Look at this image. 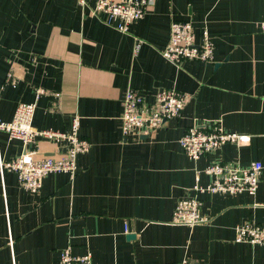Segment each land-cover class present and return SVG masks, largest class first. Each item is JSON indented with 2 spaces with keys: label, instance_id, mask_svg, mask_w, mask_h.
Returning a JSON list of instances; mask_svg holds the SVG:
<instances>
[{
  "label": "crops",
  "instance_id": "obj_1",
  "mask_svg": "<svg viewBox=\"0 0 264 264\" xmlns=\"http://www.w3.org/2000/svg\"><path fill=\"white\" fill-rule=\"evenodd\" d=\"M93 0H0V120L19 103H35L32 127L70 130L89 150L76 175L49 174L40 190L20 188L0 173V264H58L63 249L91 255V264H264V245L236 243L238 224H264V0H151L127 32L94 14ZM189 21L200 41L213 40L209 62H169L162 51L170 22ZM136 43H140L136 49ZM9 76V77H8ZM45 92L36 98V89ZM153 103L156 92L187 96L179 118L146 135L121 132L126 90ZM218 125L246 136L193 160L179 145L191 124ZM36 158L65 151L36 137ZM0 132V157L22 153ZM262 165L254 194L195 193L205 168ZM196 197L207 221L174 225L181 199Z\"/></svg>",
  "mask_w": 264,
  "mask_h": 264
},
{
  "label": "built area",
  "instance_id": "obj_2",
  "mask_svg": "<svg viewBox=\"0 0 264 264\" xmlns=\"http://www.w3.org/2000/svg\"><path fill=\"white\" fill-rule=\"evenodd\" d=\"M88 0H77L79 7L86 6ZM93 13L101 14L105 24L115 27L120 32H127L129 25L142 18L151 4V0H93ZM264 33V19L260 24ZM140 43H136V49ZM214 44L209 33L202 30L200 41L195 43V33L189 21L173 19L170 22V36L162 56L172 63L182 61L209 62L213 58ZM9 77V76H8ZM36 98L45 90L36 89ZM187 96L175 89H163L156 92L153 103H146L143 97L132 89L126 90L123 97L121 115V132L124 137L133 132L150 134L161 127L165 121L180 117ZM35 103H19L9 122L0 120V132L10 139L22 143V153L9 160L0 157V173L4 170L17 175L20 188L35 194L42 185V179L49 174L64 173L70 180L76 175V157L89 150V143L78 135V120L74 118L69 131L59 132L52 129L36 130L32 127ZM38 137L56 144H63L65 151L57 157L36 158L38 150L29 147ZM246 136L225 132L218 125L191 124L182 137L179 145L184 154L193 160L219 149L226 143H239ZM262 165L254 162L246 168L227 169L221 164H211L204 170L211 177L208 185L195 184L193 191L207 194H254L259 182ZM201 202L195 196L177 202L171 223L191 227L204 223L207 218L200 213ZM236 243L264 245V224L241 223L234 228ZM58 264H91V256L72 254L68 246L62 250ZM178 264H192L187 258Z\"/></svg>",
  "mask_w": 264,
  "mask_h": 264
},
{
  "label": "rangeland",
  "instance_id": "obj_3",
  "mask_svg": "<svg viewBox=\"0 0 264 264\" xmlns=\"http://www.w3.org/2000/svg\"><path fill=\"white\" fill-rule=\"evenodd\" d=\"M193 189V188H192ZM201 207V206H200ZM199 224H202V223H199ZM198 225V224H197ZM195 226V225H194ZM192 227V226H191ZM91 256V255H90Z\"/></svg>",
  "mask_w": 264,
  "mask_h": 264
}]
</instances>
